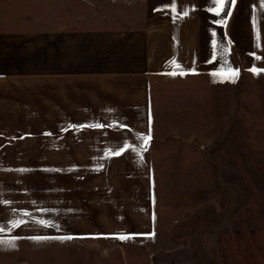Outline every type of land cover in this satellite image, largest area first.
I'll return each mask as SVG.
<instances>
[{"label": "rangeland", "instance_id": "1", "mask_svg": "<svg viewBox=\"0 0 264 264\" xmlns=\"http://www.w3.org/2000/svg\"><path fill=\"white\" fill-rule=\"evenodd\" d=\"M37 12L32 0H4L0 9V241L15 244L0 243V259L11 263L27 253L46 264L42 245L22 248L47 243L31 236L60 223H49L48 206L62 207L65 192L82 195L94 224L97 179L116 172L102 160L108 154H97L95 132L121 129L118 122L72 121L79 114L71 106H49L47 41L33 34L41 27ZM226 12L213 14L216 24L208 15L207 35L220 34ZM223 62L221 72L157 91L171 120L158 123L154 114L151 128L154 232L73 239L86 264H264V73L241 72L235 57ZM80 130L88 132L87 150L51 153V146L70 148Z\"/></svg>", "mask_w": 264, "mask_h": 264}, {"label": "crops", "instance_id": "2", "mask_svg": "<svg viewBox=\"0 0 264 264\" xmlns=\"http://www.w3.org/2000/svg\"><path fill=\"white\" fill-rule=\"evenodd\" d=\"M32 1L38 11L35 19L41 25L33 34L37 40L47 41L49 106H71L72 112L79 114L72 121L121 123L119 130L95 132L97 154H108L102 160L112 163L116 172L107 181L97 179L94 224L86 220L83 200L77 197L82 195L73 191L67 196L65 192L62 207L51 200L48 206L49 223L56 217L62 219L60 223L56 225L54 220L47 234L31 236L47 243L22 248L42 245L46 264H86V254L72 247L73 239L89 235L118 239L154 232L151 128L154 114L158 123L171 120L165 119L168 111L156 100L157 91L203 73H217L225 69V57H235L243 73H253L252 69L264 73V0L226 3V13L231 14L225 15L219 35H207L209 16L217 23L210 11L215 7L212 0ZM87 75L95 81L83 79ZM89 107H95V112ZM63 115L60 120H68L66 112ZM87 134L73 132L70 148L51 146V153L87 150L88 146L81 144L86 143ZM145 136H150L146 142L141 139ZM64 139L67 142V131ZM0 261L39 264L36 254L27 253L13 263L4 258Z\"/></svg>", "mask_w": 264, "mask_h": 264}, {"label": "snow or ice", "instance_id": "3", "mask_svg": "<svg viewBox=\"0 0 264 264\" xmlns=\"http://www.w3.org/2000/svg\"><path fill=\"white\" fill-rule=\"evenodd\" d=\"M212 3H213V5H214L215 7L212 8V9H210V11H213L215 15L220 16L221 13L224 12V9H225V5H226V3H229L230 5H234V4H235V0H212ZM172 10H173V11L175 10V5H173ZM230 14H231V13L228 12V13H226L225 15H230ZM184 15H187V12H185ZM222 23H226V21H222ZM177 67H178V66H177ZM252 71H253V72H256L255 69H252ZM181 74H183V73H181ZM236 74H237V73H234V72H233L231 75H232V76H235ZM214 75H215V74H214ZM141 139H143V140L146 142L147 140L150 139V136H145V137H142ZM127 148H128V145H125V146H124V149H127ZM144 150H146V149H144ZM115 154H116V155H120L121 153H120V152H116ZM39 223H44V222H43V221H40ZM15 226H17V225L14 224L13 227H15ZM3 231H4L3 227H0V232H3ZM116 238L121 239V240L128 239V237H125V236H119V237H116ZM0 243H7V244H9L10 246H13V247L15 246V244H14V240L0 241Z\"/></svg>", "mask_w": 264, "mask_h": 264}]
</instances>
